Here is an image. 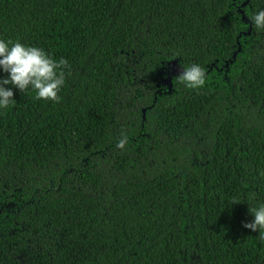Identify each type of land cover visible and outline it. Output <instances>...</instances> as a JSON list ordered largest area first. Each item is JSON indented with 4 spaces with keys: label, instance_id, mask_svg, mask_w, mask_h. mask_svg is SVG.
I'll return each mask as SVG.
<instances>
[{
    "label": "trees",
    "instance_id": "obj_1",
    "mask_svg": "<svg viewBox=\"0 0 264 264\" xmlns=\"http://www.w3.org/2000/svg\"><path fill=\"white\" fill-rule=\"evenodd\" d=\"M261 7L0 0V38L69 64L59 103L6 86L0 264H264L242 223L264 201ZM174 61L205 85L166 83Z\"/></svg>",
    "mask_w": 264,
    "mask_h": 264
},
{
    "label": "clouds",
    "instance_id": "obj_2",
    "mask_svg": "<svg viewBox=\"0 0 264 264\" xmlns=\"http://www.w3.org/2000/svg\"><path fill=\"white\" fill-rule=\"evenodd\" d=\"M253 26L264 29V7L255 10L249 17ZM69 67L67 59L59 60L46 52L44 48L29 45L19 39L0 38V111L6 110L13 102V87L21 92L32 90L37 100L59 103V95L66 82L65 69ZM175 80L185 88L198 90L206 83L205 68L199 63L183 65L182 72ZM127 144V136H122L115 147L123 150ZM249 212L253 219L242 222L243 227L252 231L259 230V240L264 242V201L250 204Z\"/></svg>",
    "mask_w": 264,
    "mask_h": 264
},
{
    "label": "water",
    "instance_id": "obj_3",
    "mask_svg": "<svg viewBox=\"0 0 264 264\" xmlns=\"http://www.w3.org/2000/svg\"><path fill=\"white\" fill-rule=\"evenodd\" d=\"M170 69H171V72L169 73V77L166 80V83L168 84L171 83V79L173 76L179 75L183 70V68L176 61L171 63Z\"/></svg>",
    "mask_w": 264,
    "mask_h": 264
}]
</instances>
